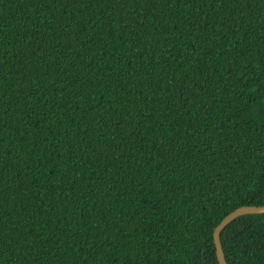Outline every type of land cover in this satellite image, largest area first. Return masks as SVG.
I'll return each instance as SVG.
<instances>
[{
  "label": "trees",
  "instance_id": "obj_1",
  "mask_svg": "<svg viewBox=\"0 0 264 264\" xmlns=\"http://www.w3.org/2000/svg\"><path fill=\"white\" fill-rule=\"evenodd\" d=\"M264 206V0H0V264H218ZM264 264V214L220 232Z\"/></svg>",
  "mask_w": 264,
  "mask_h": 264
},
{
  "label": "water",
  "instance_id": "obj_2",
  "mask_svg": "<svg viewBox=\"0 0 264 264\" xmlns=\"http://www.w3.org/2000/svg\"><path fill=\"white\" fill-rule=\"evenodd\" d=\"M251 214H264V206L254 207V206H246L240 207L226 217H224L221 222L215 227L213 231V243L215 246L216 258L218 264H227L224 258V254L222 251L221 243H220V232L233 220L243 215H251Z\"/></svg>",
  "mask_w": 264,
  "mask_h": 264
}]
</instances>
